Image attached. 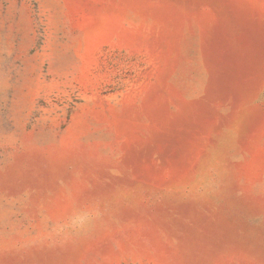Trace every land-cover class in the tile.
Returning a JSON list of instances; mask_svg holds the SVG:
<instances>
[{"label":"rangeland","instance_id":"obj_1","mask_svg":"<svg viewBox=\"0 0 264 264\" xmlns=\"http://www.w3.org/2000/svg\"><path fill=\"white\" fill-rule=\"evenodd\" d=\"M0 264H264V0H0Z\"/></svg>","mask_w":264,"mask_h":264}]
</instances>
